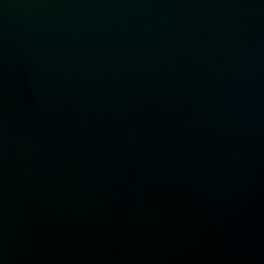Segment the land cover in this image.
Listing matches in <instances>:
<instances>
[{
  "label": "water",
  "instance_id": "1",
  "mask_svg": "<svg viewBox=\"0 0 264 264\" xmlns=\"http://www.w3.org/2000/svg\"><path fill=\"white\" fill-rule=\"evenodd\" d=\"M0 264H264V0H0Z\"/></svg>",
  "mask_w": 264,
  "mask_h": 264
}]
</instances>
